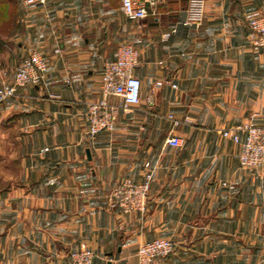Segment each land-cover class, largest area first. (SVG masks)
Returning a JSON list of instances; mask_svg holds the SVG:
<instances>
[{"label":"crops","instance_id":"0c3cea01","mask_svg":"<svg viewBox=\"0 0 264 264\" xmlns=\"http://www.w3.org/2000/svg\"><path fill=\"white\" fill-rule=\"evenodd\" d=\"M120 1L0 0V88L30 52L49 61L42 83L0 101V264H69L82 247L95 264H137L157 237L175 244L162 264H264V165L241 166L221 133L264 123V52L248 24L264 0H206L198 26L183 23L188 0L141 20ZM136 39L139 103L90 137L103 66ZM147 174L146 211L122 213L112 188Z\"/></svg>","mask_w":264,"mask_h":264},{"label":"built area","instance_id":"2783aa9c","mask_svg":"<svg viewBox=\"0 0 264 264\" xmlns=\"http://www.w3.org/2000/svg\"><path fill=\"white\" fill-rule=\"evenodd\" d=\"M160 0H121V12L131 20H141L148 15H155ZM27 6H44L46 0H23ZM206 0H188L184 24L198 26L205 14ZM251 44L264 52V14L249 20ZM171 29L163 34L166 39ZM133 43L119 45L116 57L108 60L103 66L101 75V95L96 100L86 103L84 120L86 132L90 137L100 132H111L115 126L118 110L129 111L140 100V79L134 69L138 64V49ZM49 68V61L39 51H32L23 56L18 64L10 85L0 88V101L14 95L18 88L27 84H40ZM115 97L111 101L109 97ZM222 135L240 143L239 163L245 168L264 165V123H243L231 128L222 129ZM243 135V137H241ZM170 145H179L180 138L174 135L167 137ZM151 175L143 181H134L124 177L110 192V200L122 213H144L147 208V195ZM174 242L166 237H157L139 243L136 250L137 264H162L173 253ZM96 253L87 247L74 249L68 253L69 264H95Z\"/></svg>","mask_w":264,"mask_h":264},{"label":"rangeland","instance_id":"374dc122","mask_svg":"<svg viewBox=\"0 0 264 264\" xmlns=\"http://www.w3.org/2000/svg\"><path fill=\"white\" fill-rule=\"evenodd\" d=\"M261 261H263L262 263H264V259H262Z\"/></svg>","mask_w":264,"mask_h":264}]
</instances>
